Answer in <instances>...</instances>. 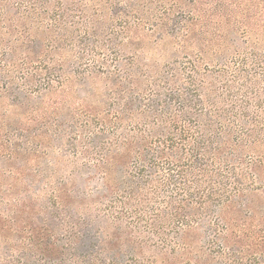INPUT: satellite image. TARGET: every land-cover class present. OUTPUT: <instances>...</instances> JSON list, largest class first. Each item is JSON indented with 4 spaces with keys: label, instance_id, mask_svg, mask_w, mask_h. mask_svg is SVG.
<instances>
[{
    "label": "trees",
    "instance_id": "1",
    "mask_svg": "<svg viewBox=\"0 0 264 264\" xmlns=\"http://www.w3.org/2000/svg\"><path fill=\"white\" fill-rule=\"evenodd\" d=\"M143 1L0 0V264H264V0Z\"/></svg>",
    "mask_w": 264,
    "mask_h": 264
},
{
    "label": "rangeland",
    "instance_id": "2",
    "mask_svg": "<svg viewBox=\"0 0 264 264\" xmlns=\"http://www.w3.org/2000/svg\"><path fill=\"white\" fill-rule=\"evenodd\" d=\"M152 2H151V4H149V5H147L148 3V0H144L143 2H142V5H147L145 8H144V10L147 12L148 10H150V9H152V8H154L155 6H161L162 5V3H165L164 1H166V0H151ZM158 33H155L154 35H155V37L157 36L158 37V35H157ZM161 35H159V37H160ZM154 39V38H153ZM147 47H149V49H151V50H153V47L154 46H152V44H149V46L147 45ZM125 51H127V53L129 52L128 50H125Z\"/></svg>",
    "mask_w": 264,
    "mask_h": 264
}]
</instances>
